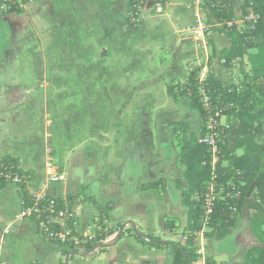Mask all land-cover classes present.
Returning a JSON list of instances; mask_svg holds the SVG:
<instances>
[{
  "label": "crops",
  "instance_id": "1",
  "mask_svg": "<svg viewBox=\"0 0 264 264\" xmlns=\"http://www.w3.org/2000/svg\"><path fill=\"white\" fill-rule=\"evenodd\" d=\"M228 1L239 9L241 0ZM156 2L161 4L160 13L152 7ZM190 4L191 0H147L136 24L130 21V0H31L21 6L19 14L6 15L14 17L12 33L16 40L14 46L8 43L0 48V160L9 157L17 163L25 175L20 187L28 196L72 197L77 208L89 209H78L80 232L95 221L105 232L120 224L140 232L130 216L117 215L123 195L121 183L116 182L114 188L112 181L119 174L117 157L129 138L130 126L133 137L141 139L140 122L138 127L134 123L135 117L141 116L140 90L126 87L123 92L111 94L117 104L110 122L108 94L115 84L127 82L131 86L148 81L152 83V139L160 141L152 152V182L161 184L152 190V201L162 205L157 190H165L168 201L164 204L169 211L186 214L180 224L169 222L163 233L176 235L179 241L161 243L187 252L195 249L194 253L189 251L193 255L189 264H252L254 249L264 250V213L258 212L254 202H247L238 213L231 214L234 225L221 239L206 238L209 227L203 232L200 228L190 230L189 208L184 202L188 191L186 169L174 143L173 127L153 124L160 118L180 115L183 101H174L166 88L184 83L191 68H201L205 54L208 63L203 64L201 76L210 75L223 86H239L243 79L240 70L234 68L236 64H220V54L231 46L229 38L215 32L212 42L207 45L205 40L204 45L192 33L195 25ZM239 16L237 11L233 19L238 27ZM250 54L243 57L244 69L250 66ZM112 58H128L133 63L142 59L152 67V80L141 72L126 77L122 76L124 71L115 74L109 62ZM245 73L249 74L248 67ZM134 128H138L136 135ZM149 163L139 158L131 163L137 175L133 176V191L139 198L141 166ZM52 174L61 179L51 182ZM252 193L254 187L247 199ZM21 200L20 188L8 185L0 190V264H63L61 249L42 237L32 220L22 217ZM256 216L251 228L249 220ZM117 233H121L118 239L108 241L107 237L104 242L110 251L104 264L123 260L138 264L145 249L134 239H127L124 249L119 247L122 231ZM152 236L154 244L164 240L154 236L153 231ZM168 245L152 246V252L145 250L152 253V260L147 255L149 258L141 264H172Z\"/></svg>",
  "mask_w": 264,
  "mask_h": 264
},
{
  "label": "trees",
  "instance_id": "2",
  "mask_svg": "<svg viewBox=\"0 0 264 264\" xmlns=\"http://www.w3.org/2000/svg\"><path fill=\"white\" fill-rule=\"evenodd\" d=\"M6 1L0 0V8L4 5L6 6L1 14H19L22 11L16 0ZM250 7L253 13L259 17L252 31H248L245 28H237V25H234L229 31L216 30V33L224 35L231 41L230 48L223 50L221 53L226 65L232 63L236 58L239 59V64H243L244 55L249 51L252 52L249 59V74L245 73L242 68L239 69L243 76L241 90L238 92L235 85L223 86L211 76H208L202 84L215 102L220 100L224 103H233L237 107L236 111L226 113L227 115L232 113L237 120L238 126L234 128L232 138L228 142L226 140L223 148L220 149L217 163V174L222 184H226L235 171L241 173V199L237 203V211L235 213H238L247 202L251 203V201L254 202L253 206L257 208L259 213H264L262 208L264 207V0H241L238 10L230 5L229 2L224 9L210 10L216 21H231L237 11L242 18L246 17ZM255 96L262 99V107L259 110L254 109L255 105L259 103L255 100ZM180 98L188 100L191 109L203 122L205 114L200 104L199 87H197L193 76L188 77L187 86L181 93ZM259 136H261L260 142L257 141ZM210 160V152L205 146L198 144L197 140H192V142H188L181 148L180 161L186 169L188 186L184 202L189 208V229L193 231L201 227L200 217L202 210L199 201L194 202L193 206L192 202L188 201V198H191L194 194L199 196L203 194L204 187L210 177ZM6 167L18 174L21 180L20 186L23 187L22 183L25 180V175L20 171L17 163L12 158H3L0 160V171ZM160 184V181L143 184L140 187V191L145 192L157 189ZM6 186L4 182H0V190ZM252 187H254V193L247 199L248 192ZM23 198H25V201L29 200L26 193H24ZM65 199L74 202L72 197ZM230 206L231 204L224 199L216 203L214 214L208 226L210 231L204 234L206 238L221 239L230 232L227 228H231L235 222V218L231 216L233 213L229 210ZM95 207L98 211H101L99 205L96 204ZM257 219L258 216L250 218L251 228L253 221ZM121 227L122 225L118 226V228ZM113 234V230L102 231L101 235H96L92 245L88 244L86 249L89 250L96 245H102L107 237ZM148 238L150 239L151 236H148ZM135 239L140 243L145 241L138 234H135ZM154 239L152 236V240ZM166 245L168 244L161 242L154 244L152 241V246L157 248ZM168 246L173 258L172 264H189V260L193 257L189 250L187 252V250L173 245ZM253 252L256 253V257L252 264H264V250L254 249Z\"/></svg>",
  "mask_w": 264,
  "mask_h": 264
},
{
  "label": "rangeland",
  "instance_id": "3",
  "mask_svg": "<svg viewBox=\"0 0 264 264\" xmlns=\"http://www.w3.org/2000/svg\"><path fill=\"white\" fill-rule=\"evenodd\" d=\"M4 10L5 9L0 8V14ZM204 15H205V22L209 26V29H208L209 31L206 34H209L210 32L209 35L205 36L207 45L212 42V39H211L212 34L215 33L217 29H223L225 31H229L235 25L233 20L216 21L213 18L212 13L209 9L204 10ZM5 17L6 15L0 17V28L2 27L4 30V35L3 34L0 35V44H1L0 48H6L8 43L14 46L15 44H13V40L14 39L16 40V37L13 36L14 34L12 33V26L14 25L13 23L14 17H8V18H5ZM239 28L242 29V26H240ZM223 60L224 59L222 57V54H220L219 56L220 64L225 66L226 64L222 63ZM109 62L113 66V68H111L112 71L117 75H120L121 71L125 72V74H122V76H125V77L129 76L133 72H141V74L145 73L146 75L150 76L152 80V67L149 65V63L146 64V62H144L142 59L141 61L133 63V61H128V58L126 60H119V59L112 58ZM239 62L240 61L237 58L232 61V63L236 64L234 68L237 72L239 71L240 68H242L244 72L247 67L249 70L248 65H245L246 68L244 69V64L243 65L239 64ZM205 63L206 64L208 63V59H206V54H205V59H204L203 64ZM203 64L201 68L205 66V65L203 66ZM201 68H197V69L191 68L189 71V75H188V77L189 76L194 77V80L197 83V87H199V92H200V89L203 88L202 86L203 83H201L200 80H203L202 82H204L208 78V76H210V75H206L205 73H203L205 75L201 76L200 74ZM126 83L127 82L122 83V84L114 83L115 85L110 86L109 94H108L110 100L108 101L109 102V112H108L107 122L108 121L110 122V120L113 119V115H114L113 110L115 109L116 104H117V101L112 99L111 97L112 93L123 92V90L126 89V87L127 88L131 87V88H135V90H140L138 92H140L139 97L141 98L140 99L141 116L139 119L136 116L134 123H135V127H138V120L140 122L141 139L139 141L137 140L136 134H138L137 132L138 128H134V135H136V138H135L133 137L132 126H130L129 131H128L129 138L124 143L125 147H123V152L119 151V154L117 157L119 158V161H120L118 162L119 163V174L117 178L116 177L113 178L116 180H112V181L115 182L113 185L114 188L117 187L116 182L121 183L120 192L123 195V204L117 209V215L122 214V216L125 217V215L127 214L126 216H130L131 217L130 219H132L133 222L136 223L138 227H140L139 228L140 232H135L132 228H130V225H126L129 229H125V226L120 224L122 225L121 228H118L119 225H117L114 229H111L114 231V234L109 237L108 241L110 239L112 240L116 238L118 235L117 232L122 231V238L120 239L118 243L119 247H122L124 249V244H127L126 242H129L127 239H129L130 242H132V240L134 239L135 242L139 243L143 249L152 252V231L154 232V236L164 239V240H161L160 242H163L165 240L168 242L169 241L178 242L179 239L177 238L176 235L164 236L163 233L165 232V228L169 225V222L174 221L180 224L179 221H181L182 216H183V221L186 220V214H180V213L169 211L171 209L166 204H164L166 201H168L167 191L161 190V189L157 190V194L160 195L159 197L161 199L162 205H156L154 201H152V190L145 191V192L140 191L141 185L152 183V152H154L155 149H157V146L160 145V141L159 139H155V138L152 139V113L151 115L149 114L150 112L149 107L150 106L152 107V83H148V81L147 82L143 81L142 83L140 82V84L135 83L134 85H131V86H129V83L127 84ZM187 83H188V78L185 80L184 83L174 85V86H168L166 88L167 95L171 97L174 101H177V100L183 101L182 102L183 106L179 107L180 115L176 118L163 117V118H160L159 122H156V121L153 122V124L159 123L161 125L166 126L167 128L169 126L173 127L172 128V133L174 136L173 139H174V143L176 144V147L179 148L180 156H181V148L184 145H186L188 142H192V140H195V141L198 140L205 127V123H204L205 118L202 122L201 119L197 116V114L189 106L188 100L186 98H182V99L180 98L181 93L183 92V90H185L187 86ZM241 83H242V78L241 80H239V86H237L238 92L241 90ZM200 93H199V96H200ZM255 98H256L255 100H257L259 103L255 105L254 109L259 110L262 107V99L261 97H257V96H255ZM200 99L202 98L200 97ZM185 101L188 105L185 103ZM214 102L215 100H213L210 96L209 105L212 109L217 108L218 110L224 105L225 106L224 109L226 110L225 114L236 111L237 107H235L236 105H234L233 103H224L223 101H220V100L215 103ZM186 105L188 107H186ZM230 114L231 115H227L226 119H223L225 123L230 125V130H229L230 136L229 134L228 135L226 134V137L223 139V142H225L226 140L228 142L229 139L232 138L233 130L235 127L238 126L236 118L232 115V113ZM257 141L259 142L261 141V136L257 138ZM223 144L222 142L219 143L220 149L223 148L224 146ZM105 154L106 153H104V155ZM138 158L142 159L143 163H145L146 161L150 162L149 163L150 166H147V165L145 166L143 164L141 166L142 177H141V184L139 187V191L142 193V197L140 198L136 196L137 194L135 195L133 191L134 185L136 183L135 178L137 175L136 173H133V171L131 170V163L133 159L138 160ZM133 176H135V178H133ZM110 179H112V177H110ZM146 193L148 194L147 197L143 196ZM198 196L199 195L194 194L191 198H188V201L192 202L194 206V202L198 201ZM170 199H173V196L170 197ZM78 209L80 210V212L84 210L89 212V209L87 208L84 209L83 206H79ZM99 226L101 227V224H99ZM101 229L103 228L101 227ZM135 234H138L140 237H143L145 241L140 243L137 239H135ZM128 236H131L133 238H130ZM148 236H151V238L149 239ZM55 245L59 247V249H61L62 251L63 264H104L105 262L104 260L106 258L107 253H110L109 248H106V246H102L98 250H95V252H93L92 254H89L85 257H79V256L74 255L72 258L68 259L66 263V254H67L65 252L66 248L61 245H57V244ZM208 245L209 243L207 242V248H206L207 253L209 252ZM145 250L143 251V256L141 258V261L139 262L140 264L143 261H145L146 258H149L147 255H150L151 257L150 260H152V253L147 254L148 252H145ZM188 250L193 253L195 252V249H192V250L188 249ZM79 251H81L82 253L85 252L83 251V249H79ZM137 253L138 251L135 252V254L133 252H129L128 254L136 255ZM147 262L152 264V261H147ZM115 264H132V262L128 260H123Z\"/></svg>",
  "mask_w": 264,
  "mask_h": 264
},
{
  "label": "built area",
  "instance_id": "4",
  "mask_svg": "<svg viewBox=\"0 0 264 264\" xmlns=\"http://www.w3.org/2000/svg\"><path fill=\"white\" fill-rule=\"evenodd\" d=\"M31 0H16L19 6ZM147 0H130V7L132 14L130 21L132 24L138 22V17L142 12ZM5 2H7L5 0ZM228 0H191L190 7L194 16V30L192 31L205 45V36L209 30V26L205 22L204 10L215 9L221 10L228 6ZM5 5L2 9H5ZM154 11L161 12V4L156 2L152 5ZM259 19L256 16L252 8L247 11V16L240 18L242 28L248 31L254 29V25ZM228 25V24H227ZM225 64V60L222 61ZM203 83V80H200ZM201 92V93H200ZM200 103L202 105L205 114V127L197 140L198 144L205 146L210 152V177L204 187V192L198 197V201L201 204L202 214L200 217V231L203 232L205 228L209 226L211 217L214 214V208L219 200H227L231 206L229 210L231 213L237 211V203L241 199V173L235 171L231 179L222 184L219 181L217 174V163L219 161V143L223 142L226 134H229L230 125L225 123L223 119H226V110L223 107L217 110L212 109L209 105L210 95L205 89H200ZM61 177L56 174L50 176L51 182H57ZM0 182H4L7 186H15L20 188L22 194V217L32 220L37 227L38 233L51 243L64 246L67 260L75 256H86L98 250V245L92 249L87 250V245H92V241L96 235H101L104 231L99 226V222L95 221L93 225H89L85 232H80L78 229L79 211L75 202L67 201L65 198L51 197L45 194L42 195H29L28 201H25L24 192L21 190V180L16 172L8 167L0 171ZM104 244V243H103ZM79 249L85 251L82 253Z\"/></svg>",
  "mask_w": 264,
  "mask_h": 264
},
{
  "label": "water",
  "instance_id": "5",
  "mask_svg": "<svg viewBox=\"0 0 264 264\" xmlns=\"http://www.w3.org/2000/svg\"><path fill=\"white\" fill-rule=\"evenodd\" d=\"M120 234H121V233H119V235L117 236V239L120 237ZM102 245H105V244H102ZM102 245H98V248L102 247ZM66 263H67V262H66Z\"/></svg>",
  "mask_w": 264,
  "mask_h": 264
}]
</instances>
